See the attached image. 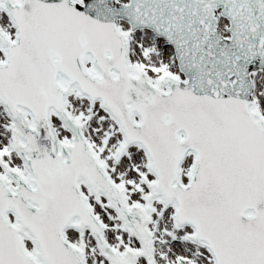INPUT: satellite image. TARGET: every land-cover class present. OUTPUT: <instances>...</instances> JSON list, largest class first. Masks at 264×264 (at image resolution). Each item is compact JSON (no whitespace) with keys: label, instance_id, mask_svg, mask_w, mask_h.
I'll use <instances>...</instances> for the list:
<instances>
[{"label":"snow or ice","instance_id":"snow-or-ice-1","mask_svg":"<svg viewBox=\"0 0 264 264\" xmlns=\"http://www.w3.org/2000/svg\"><path fill=\"white\" fill-rule=\"evenodd\" d=\"M0 264H264V0H0Z\"/></svg>","mask_w":264,"mask_h":264}]
</instances>
